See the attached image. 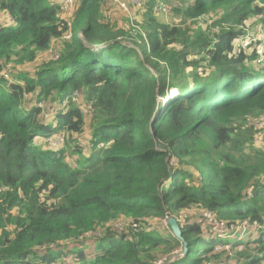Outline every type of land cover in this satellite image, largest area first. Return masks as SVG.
<instances>
[{
  "label": "trees",
  "instance_id": "trees-1",
  "mask_svg": "<svg viewBox=\"0 0 264 264\" xmlns=\"http://www.w3.org/2000/svg\"><path fill=\"white\" fill-rule=\"evenodd\" d=\"M62 1L0 0L15 21L0 24V264H156L173 255L168 264H264V228L240 249L242 239L200 222L208 211L226 225L264 226V130L242 124L264 113V57L234 51L264 22V0H162L165 15L147 0L133 22L105 0H78L70 41ZM133 26L146 34L135 48L118 41ZM53 41L60 58L36 62ZM30 61L33 73L18 70ZM74 90L92 104L89 119ZM42 100L68 105L43 120ZM61 131L94 146L38 143ZM241 131L263 146L245 151L254 137ZM169 216L188 242L184 256L170 226L154 230L153 219L164 228ZM119 220L138 229L108 228Z\"/></svg>",
  "mask_w": 264,
  "mask_h": 264
},
{
  "label": "built area",
  "instance_id": "built-area-1",
  "mask_svg": "<svg viewBox=\"0 0 264 264\" xmlns=\"http://www.w3.org/2000/svg\"><path fill=\"white\" fill-rule=\"evenodd\" d=\"M147 0H113V2L121 8V10L125 11V12H129L130 11V5L135 6L139 9L143 8L144 5L146 4ZM156 4L154 6V12L157 14H167L169 7L168 5H166L162 0H156ZM77 2L78 0H63L62 1V16L63 19L65 20L66 24H67V31L66 33L63 35V39L66 41H70L72 40L74 34H73V18H74V14L76 11V6H77ZM14 18L7 13H3L0 11V24L2 27H8V26H12L14 24ZM135 29L132 30L133 34H138L135 33V31L139 30L142 35L144 37H146V34L140 29L137 28V26H134ZM118 41L123 44V45H127V46H133V43L129 42L127 38L125 37H120L118 39ZM55 43V41H53L52 45H50V47L47 49V51L44 53V59L46 62L48 61H56L60 58V52L59 49L56 48L55 46H53ZM106 45H100V46H96V48H102L105 47ZM135 48V47H134ZM11 64H7L5 65V68L3 69V75L5 76V78H11ZM71 100L74 101L79 107L82 108L83 113H88V114H92L93 113V106L91 105H84L82 102V97H81V93L79 91H75L72 95H71ZM67 101H63L61 106L58 105H52L49 101L47 100H42L38 103V106L41 108V118L43 120H51L53 118V115L55 114V112L57 110H59L60 108H65L68 104ZM250 125L254 126L255 128L264 130V115H259L255 118H253V120L251 121ZM65 137H66V132L61 131L59 133H57L56 135H53L52 137H47L44 140L43 139H38V143H44L47 147H51L54 149H61L65 146ZM255 141L256 142H260L259 138L255 137ZM86 146H90L93 147L94 143L92 142H86ZM98 146L100 148H106L107 145L105 143H99ZM262 147V146H261ZM3 188H0V191ZM182 221H185V218H182ZM201 223H203V225H207V226H211L213 231L215 232L216 236H220V237H225L227 233H232V234H236L239 231H242L243 233H250V236L253 237L254 232L255 231H259L261 228H264L263 225H261L260 223L254 221L253 224L250 226L248 225L247 221L240 223V224H230V225H226L218 220H216L213 215L208 212L205 211L203 213V216L200 220ZM164 224L166 227H169L168 222H167V218L164 219ZM132 226L134 228L138 227V224L135 222H132L130 224V222L125 221V220H119L116 221L114 223H112V225L108 228H110L111 230L117 231V232H121L123 231V229H125L128 226ZM106 229L104 230H96V231H91L89 233L84 234L80 239H84V238H93L95 236H101ZM228 236V235H227ZM245 244H240L239 248L242 249L244 247ZM221 249H225V250H230L229 246H225ZM156 264H167V262L165 261V259L159 260L156 262Z\"/></svg>",
  "mask_w": 264,
  "mask_h": 264
},
{
  "label": "rangeland",
  "instance_id": "rangeland-1",
  "mask_svg": "<svg viewBox=\"0 0 264 264\" xmlns=\"http://www.w3.org/2000/svg\"><path fill=\"white\" fill-rule=\"evenodd\" d=\"M176 2H177V0H170V1H168L169 5H171L172 3H176ZM168 18L170 20L169 23H171V24H173V23L174 24L181 23L180 18H176V21H173L172 20V17L169 16V15H168ZM162 19H166V18H162ZM133 29H134V26H133ZM138 32H140V31L139 30L135 31V33H138ZM130 37L131 38H127V39L131 43L134 40H136V41H140L141 40L138 37L137 34L131 33ZM52 43L50 45H52ZM234 43H235L234 51L237 54H240V53L241 54L242 53H249V52H252V51H257V53L261 57H264V22L258 21L257 23H255L253 25V27L249 28V31H248L247 35H245L243 38H241V40L238 39ZM53 46H55L56 48H58L56 41H55V43H54ZM131 47H136V46L133 44V46H131ZM44 58H45L44 57V54H42V56L39 57V59H37L36 62L45 60ZM36 62H32V61L27 62L26 64H23L25 66L19 68L18 70L19 71H22V72H28V73L32 72L33 73L34 72V69H35V66H36L35 65ZM13 64H14V68L13 69H16L15 67L18 66V65H16L15 63H13ZM11 69H12V64H11ZM75 91H79V90H74L72 92V94ZM80 93H81V97H82L83 104L84 105L87 104L88 101H87L85 95L82 94V92H80ZM52 100L54 101L53 97H52ZM48 101L53 105V103L50 100H48ZM88 105H91V104L89 103V104H87V106ZM65 108H67V106ZM80 109L82 110L81 107H80ZM262 114H264V113H258L256 115L255 114L254 115H249L248 118H245V119H247V121L242 122V124H247L248 123L250 125V123L253 120V118H255V117L259 116V115H262ZM88 115H90V114L85 113L86 118L88 117ZM87 119H89V118H87ZM56 124L57 123L55 121L52 122V126H56ZM241 133H243V136L241 138H246L247 137V138L250 139L252 136L254 137V142H251L250 140H247L246 141V143L244 145L245 146V149H246L245 151H251L252 149H255V148H258V147L263 146L261 142H256L255 141V137L260 138V136L258 134H256V132L251 137H250V135L252 133H250V132L241 131ZM260 135L261 136H264V133H261ZM85 139H87V138L86 137L85 138H82V137L81 138H78V136H76V137L73 138V137L70 136V133H67L66 132L65 145L67 147L66 146L65 147L67 148V151L68 152H72L73 148L74 149L76 148V150H82L83 152L88 153L89 149H88V146H86V140ZM263 140H264V137H263ZM71 164H73V163H71ZM152 222L154 223V230H156V232H158L159 234H166V232H168L167 231L168 228L165 226L164 220H163L164 228H161V226H160L161 225V222L156 221V219H153ZM136 229H138V228H136ZM167 234H169V233H167ZM232 235H236L237 239H242V240H239L242 244H246V242H248V237H250V233H243L242 231H239L236 234H232ZM229 236H231V235H229ZM102 244L103 245H107V242L106 241H103ZM62 263H64V262H62ZM70 263L76 264L73 261H71ZM56 264H60V263L59 262H56Z\"/></svg>",
  "mask_w": 264,
  "mask_h": 264
},
{
  "label": "water",
  "instance_id": "water-1",
  "mask_svg": "<svg viewBox=\"0 0 264 264\" xmlns=\"http://www.w3.org/2000/svg\"><path fill=\"white\" fill-rule=\"evenodd\" d=\"M79 36H80V38H83V34L82 33H80ZM167 222H168V224H169L174 236L176 238H178L180 241L183 242L184 252L181 254V256L186 255L187 252H188V242H185V240H184V237H183V234H182V228L179 225L178 220L174 216H169ZM175 257H176V255L171 256L168 259L167 264L169 262L173 261L175 259Z\"/></svg>",
  "mask_w": 264,
  "mask_h": 264
},
{
  "label": "crops",
  "instance_id": "crops-1",
  "mask_svg": "<svg viewBox=\"0 0 264 264\" xmlns=\"http://www.w3.org/2000/svg\"><path fill=\"white\" fill-rule=\"evenodd\" d=\"M58 1H62V0H58ZM105 1H106V5H107V7L111 8L112 10H119V11H121L122 13H124L125 15H127L128 18H130L131 21H134V20H135V19H134L133 8L136 10L137 7L130 5V11H129V12H125V11L121 10V8L118 7V6L113 2V0H105ZM126 1H128V0H126ZM137 9H139V8H137ZM162 14H163V13H162ZM164 15H165V14H164ZM62 17H63V16H62ZM159 18H160V19H162V18H167V16H163V15H161ZM31 99H32V98H31ZM31 101H32V100H31ZM27 103H28V104H27ZM29 103H30V101L27 100V101H26V104H27L26 107H27V108L29 107Z\"/></svg>",
  "mask_w": 264,
  "mask_h": 264
}]
</instances>
